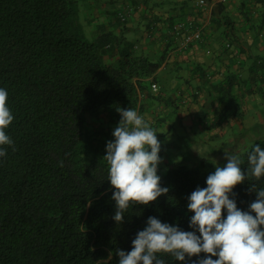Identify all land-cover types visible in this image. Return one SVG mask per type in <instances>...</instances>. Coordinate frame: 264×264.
I'll return each instance as SVG.
<instances>
[{"label": "trees", "instance_id": "16d2710c", "mask_svg": "<svg viewBox=\"0 0 264 264\" xmlns=\"http://www.w3.org/2000/svg\"><path fill=\"white\" fill-rule=\"evenodd\" d=\"M81 1L0 0V87L8 90L14 114L5 130L13 144L0 157V264H118L117 251L131 250L150 216L194 230L188 196L206 187L216 169L206 157L170 162L165 156L158 175L168 192L147 205L134 203L122 222L113 219L106 143L114 139L120 108H134L147 121L143 98L159 100L151 83L166 54L151 58L102 22L88 35L80 22ZM113 22L124 27L119 13ZM106 54L117 57L106 62ZM258 62L264 74V61ZM259 90L264 100V88ZM218 93V112L240 116L233 85L218 87ZM161 137L157 132L162 157ZM251 141L237 153L242 171L252 146L264 147V137ZM259 188L264 177L249 174L230 198L249 211ZM158 255L165 264H184L171 254Z\"/></svg>", "mask_w": 264, "mask_h": 264}, {"label": "crops", "instance_id": "0c3cea01", "mask_svg": "<svg viewBox=\"0 0 264 264\" xmlns=\"http://www.w3.org/2000/svg\"><path fill=\"white\" fill-rule=\"evenodd\" d=\"M96 2L103 4L99 18L107 29L124 35L151 58L166 54L153 81L159 100L143 98L147 107L144 115L162 135V141L172 134L175 124L201 130L207 140L224 135L233 126L247 128L250 139L263 131L264 100L259 89L264 88V74L257 64L264 61V0H206L204 6L195 0H92L90 4ZM127 2L136 5L135 12L123 28L113 22L114 27L110 23L112 13ZM185 21L201 28L200 40L185 45L182 33L172 31L174 24ZM127 32H132L131 39ZM116 57L106 54L104 60L113 62ZM228 83L233 85L238 101V117L228 110L218 112V87ZM251 110L255 115L249 114ZM160 118L164 120L159 122ZM240 143H244L241 138L234 151ZM206 158L224 166L227 163L225 153Z\"/></svg>", "mask_w": 264, "mask_h": 264}, {"label": "clouds", "instance_id": "9594fccd", "mask_svg": "<svg viewBox=\"0 0 264 264\" xmlns=\"http://www.w3.org/2000/svg\"><path fill=\"white\" fill-rule=\"evenodd\" d=\"M8 95V90L0 87V157L7 155L5 145L13 144L5 131L14 120ZM119 112L121 120L113 130L114 139L106 143L104 156L109 165L107 180L114 189L116 222L123 221L134 203L147 205L168 192L158 175L162 157L157 132L136 109L120 108ZM225 157L226 165L217 166L207 176L206 187H197L188 196L187 208L194 213L189 226L194 230L185 231L150 216L132 240L131 250L117 251L118 264H165L160 253L171 254L184 264H264V188L255 191L257 198L249 211L238 208L230 198L234 186L249 174L264 177V147L255 144L247 152L246 171L241 169L239 155L225 152ZM222 209L226 210L223 216ZM200 253L208 255L199 258ZM193 256L198 258L192 260Z\"/></svg>", "mask_w": 264, "mask_h": 264}, {"label": "rangeland", "instance_id": "374dc122", "mask_svg": "<svg viewBox=\"0 0 264 264\" xmlns=\"http://www.w3.org/2000/svg\"><path fill=\"white\" fill-rule=\"evenodd\" d=\"M81 2H82V8H80L81 11H79L80 22L82 24V28L84 29V31H86L87 34L90 35L91 32L94 33L98 29L97 28L98 24L103 20V18H99L100 17L99 15L102 13L101 11H103L102 8L103 4L98 2L90 4L91 2H88V0H82ZM127 6H131L134 9L136 7V5L133 3H129V2L124 3L122 4L121 8L118 7L117 11L113 12L114 16L115 13L116 14L119 13L124 7ZM115 8L117 7H114V9ZM94 9L99 10L97 16L96 13L94 12L95 11ZM134 9H133V13L135 12ZM128 20L125 21L124 24L128 23ZM126 34H127V38L129 39H131L133 36L132 32L131 33L127 32ZM261 110L264 111L263 109ZM254 113L255 112H253L252 110L249 111V114L252 116L255 115ZM247 121L248 119H245V122ZM173 128L174 129H172L171 131L172 134L165 138V142L163 141V145L165 146V151L164 154L162 155V159L164 160V157L166 155L165 160H168L170 162L171 161L189 162V161H195L198 158L199 159L204 158L208 155L219 156V155H223L225 152H233L234 151L233 149L236 148L235 145L236 141H238V139L241 138L244 141V143H240L239 144L240 147L238 148V150L236 149L234 151L236 152L235 154L237 155L238 152L239 153L245 152L252 142L249 137L247 128L240 129L239 127L233 126L232 128L228 129V132L224 133V135L220 134L219 137L210 140L206 139L204 132H202L201 130L199 132L198 129L196 128H192V127L184 128L179 124H175ZM258 136L264 137V129L261 133H258ZM194 146L196 149H192ZM207 159L210 160V162H212L215 168L217 166L224 167V165H221L222 163H218V162L216 163V161H213L209 158Z\"/></svg>", "mask_w": 264, "mask_h": 264}, {"label": "built area", "instance_id": "2783aa9c", "mask_svg": "<svg viewBox=\"0 0 264 264\" xmlns=\"http://www.w3.org/2000/svg\"><path fill=\"white\" fill-rule=\"evenodd\" d=\"M197 5L199 6H204L206 3V0H195ZM133 7L127 6L124 7L120 12H119V17L122 22H125L128 20V18L131 16L133 13ZM172 31L177 34L183 35V42L185 45H188L192 43L195 40H200L201 39V28L197 26H193L191 22H178L173 25ZM229 46V44H227ZM151 89L152 91H157L158 86L155 82L151 83Z\"/></svg>", "mask_w": 264, "mask_h": 264}]
</instances>
